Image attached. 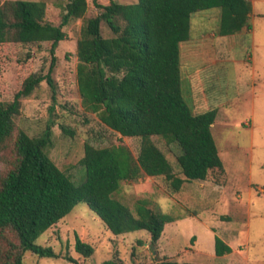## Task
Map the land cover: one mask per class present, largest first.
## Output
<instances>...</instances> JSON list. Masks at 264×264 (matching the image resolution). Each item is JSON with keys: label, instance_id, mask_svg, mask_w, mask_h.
<instances>
[{"label": "trees", "instance_id": "1", "mask_svg": "<svg viewBox=\"0 0 264 264\" xmlns=\"http://www.w3.org/2000/svg\"><path fill=\"white\" fill-rule=\"evenodd\" d=\"M95 15L86 17L87 0H66L51 7L44 1H0V44L51 43V53L66 38L64 28L81 20L76 42V82L84 108L124 138L140 139L133 156L124 145L95 148L84 144L79 161L84 180L76 184L49 158V126L40 137L16 128L21 99L43 81L54 92L53 63L46 75L25 78L11 102H0V151L12 141L13 163L0 178V264H23L26 253L57 258L38 244L48 229L85 204L113 235L146 231L152 244L170 216L139 201L134 211L117 199L121 183L142 177L163 178L178 192L184 182L216 180L224 173L211 127L217 111L194 113L181 89L180 45L189 39L191 16L219 9L218 34L228 36L249 28L250 0H135L121 4L91 0ZM52 12L57 22L47 18ZM105 26L108 35L104 36ZM67 133L65 128H62ZM174 144L178 177L151 137ZM193 237L191 238V240ZM74 250L84 258L93 248L75 237ZM231 247L214 237L216 257ZM66 260L74 262L72 258ZM102 264H115L106 261ZM152 264H194L162 259Z\"/></svg>", "mask_w": 264, "mask_h": 264}, {"label": "rangeland", "instance_id": "2", "mask_svg": "<svg viewBox=\"0 0 264 264\" xmlns=\"http://www.w3.org/2000/svg\"><path fill=\"white\" fill-rule=\"evenodd\" d=\"M32 1L47 2L52 8L66 2ZM115 1L129 4L135 0ZM87 2L86 17H91L96 13L95 8L91 0ZM98 2L107 4L109 0ZM219 16L220 10L216 8L191 16L189 39L180 45V72L182 95L192 109L188 75L208 65L211 58L224 59V63L211 66L206 74L210 76L209 83L215 85L206 90L208 97L212 99L222 87L225 93V104H217L211 127L224 173L217 181H186L178 192L163 178L144 176L137 182L121 183L115 197L131 210L144 201L150 209L173 219L155 244L143 230L113 235L81 203L37 241L52 248L58 257L39 258L26 253L23 264H102L110 260L115 264H152L162 259L194 264H264V0H253V13L248 19L253 32L211 38L209 34L219 26ZM47 18L57 22L52 12ZM80 26L81 20L70 22L64 28L65 40L57 44L53 53L50 42L0 44L1 103L11 102L25 78L31 74L46 75L53 63L54 92L46 81L41 82L30 96L21 99L14 122L17 129L30 137H40L49 126L48 156L76 184L84 180L79 161L85 143L95 148L121 144L133 156L140 147V139L124 138L109 130L82 104L75 55ZM102 31L104 36L108 35L105 26ZM202 111L196 108L194 112ZM151 139L178 177L184 178L176 162L178 148L160 137ZM13 160L12 141H9L0 151V178ZM215 236L231 247L230 254L215 256ZM75 237L92 246L94 252L90 257L75 252ZM4 245L0 237V250ZM67 257L74 262L66 260Z\"/></svg>", "mask_w": 264, "mask_h": 264}, {"label": "crops", "instance_id": "3", "mask_svg": "<svg viewBox=\"0 0 264 264\" xmlns=\"http://www.w3.org/2000/svg\"><path fill=\"white\" fill-rule=\"evenodd\" d=\"M250 3H251V12H250L249 18L253 13V0H250ZM190 28H191V23H190ZM245 31L253 32V29L249 25L248 29L244 28L238 34L244 33ZM209 36L211 38L217 39V37L229 38L230 36H233V35L220 36L218 34V28H217L216 32L214 31L210 33ZM211 54L212 56L215 55V53L213 52ZM223 61L224 59H219L216 57H214V59L211 58L208 65H204L201 68H197L188 75V77L190 78V85H191L189 97L191 99V104H192L191 107H192L193 112L196 110V108H201L203 110L201 113L211 110V109H215L216 111H218L217 104L222 105V106L225 104V93L223 91V87L220 89L218 88V91H220L219 94L215 92V95L212 97V99L211 97H208V94L206 93V90H209L210 88L215 87V85H213L212 83H209L210 76L206 75L209 71V68L211 66H217L218 64L224 63ZM219 72L221 74V69H219ZM213 104H216V105L212 107ZM231 252H232V249H231Z\"/></svg>", "mask_w": 264, "mask_h": 264}]
</instances>
